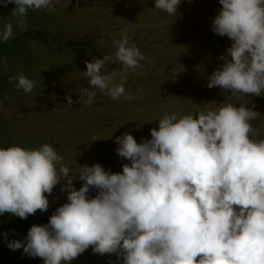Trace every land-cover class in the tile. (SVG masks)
I'll use <instances>...</instances> for the list:
<instances>
[{
    "label": "clouds",
    "instance_id": "obj_1",
    "mask_svg": "<svg viewBox=\"0 0 264 264\" xmlns=\"http://www.w3.org/2000/svg\"><path fill=\"white\" fill-rule=\"evenodd\" d=\"M180 3L181 0H154V8L176 16ZM218 3L221 7L207 36L218 48L223 63L211 72L204 88L218 87L230 95L211 108L166 114L158 121V129L151 125L153 118L147 120L151 121L147 126V121L135 122L132 129L136 133L119 127L115 151L128 161L121 172L112 173L106 167L120 170L105 164L79 166L75 177L83 184L77 190L74 179L68 178L69 166L54 146L0 147V215L27 219L37 210H48L44 222L32 224L23 237L7 241L8 233H3L6 245L1 247L0 264L35 263L26 256L12 257L11 250L17 249L29 257L41 258L43 264H70L78 256L77 263L82 264L94 254L115 255L116 262L103 260L109 264H264V133L259 135L261 140L252 138L257 133L251 122L260 114L253 110L254 106L246 107L248 95H264V0ZM9 4L14 5L11 17L21 28L29 9L54 7L53 0H0V7ZM69 30L73 46L97 47L101 40H110L116 48L91 62L83 61L81 54L67 58L44 54L34 57V53H28V57L40 58L44 64L59 58L58 68L64 75L77 70L89 78L94 90L82 88L77 103H93L96 90L113 100L121 96L135 99L124 86V71L128 69L134 78L162 85L188 78L181 69L178 74L168 71L173 77L164 70L159 79L141 78L148 65L142 61L147 57L126 32L118 38L106 36L98 40V35L91 40L90 36L102 29H93L80 39H74L76 33ZM39 32L57 41L62 39L61 30L57 32L56 28ZM20 33H14L12 22L5 23L0 28V43ZM227 39L232 43L225 53L218 45ZM181 55L183 62L198 66L196 56L190 61L186 51ZM67 63L75 67L66 71L63 65ZM0 65L6 68L7 61L0 60ZM119 66L124 71L120 82H116L109 69L116 71ZM49 68L55 72L57 84L49 93L55 95L64 89L65 81L54 67ZM171 69L177 71L175 61ZM29 77L18 74L10 79L17 82L19 92L25 96L33 90L39 96L47 95L38 90L45 77L37 84ZM252 98L257 107L264 108V97L261 101ZM65 99L69 106L74 103L70 96ZM143 133L146 139L137 143L135 138L140 139ZM61 181L67 202L49 206L45 194L50 195ZM92 189L95 192L91 197ZM90 246L93 254L86 252Z\"/></svg>",
    "mask_w": 264,
    "mask_h": 264
},
{
    "label": "rangeland",
    "instance_id": "obj_2",
    "mask_svg": "<svg viewBox=\"0 0 264 264\" xmlns=\"http://www.w3.org/2000/svg\"><path fill=\"white\" fill-rule=\"evenodd\" d=\"M53 2L54 7L51 10L29 9L22 28L16 26L14 17L5 18V12L12 11L14 5L0 7V10L4 11L0 15V27L3 23L12 22L14 33H20L28 30L29 18L48 20L53 16L59 21L66 22V28L77 35L74 39H80L93 29H102V33L96 32L93 37L90 36L91 40L96 39L98 35V40L106 36L118 38L121 32H126L131 41L150 43L151 55L157 54L156 45H162L163 50L159 56L164 59L157 58V66L167 71V68H171V62L175 61L176 69H181L188 77L176 80L171 85H162L154 80L134 78L128 72L129 69L124 71L123 67L119 66L116 71L111 69L109 71L115 74L116 82H120V74L124 71L126 93L135 96V99L125 100L121 96L113 100L96 90L93 103H77L80 90L90 88L89 78L77 70L71 75H64L58 68L59 58H55L49 60L44 68L54 67L64 79L65 87L61 92L39 96L33 90L26 96L19 92L17 100L5 98L7 104L0 106V147L4 148L3 143L6 144V148L20 146L35 149L43 144L54 146L64 163L69 166L68 178L74 179L73 184L77 190L83 184L78 176L75 177L79 166L105 164L120 170L123 164L128 163L115 151L119 146L114 142L115 138L120 136L116 133L119 127L123 131L135 132L132 129L135 122L143 123L153 118L151 125L158 129V121L166 114L172 112L188 114L201 108H211L215 106L214 104L222 103L230 95L218 87L207 90L204 88L211 72L223 63L219 59L221 54L218 48L207 36L211 29L208 27L212 25V20L221 7L218 0H181L176 16L155 10L154 0H53ZM56 31L60 32L57 28ZM59 40H62L61 37ZM108 45L111 47V44ZM185 51L190 56V61L194 56L197 57L198 66L185 59L183 62L181 53ZM178 61L182 63L179 64ZM28 69L33 73L29 78L35 84L43 80V76L35 75L33 68ZM138 89L143 90L142 94H138ZM69 96L74 101L71 106L65 99ZM247 99L249 103L246 107L254 106L253 110L260 114V117L251 122L257 133L252 138L261 140L259 135L261 132L264 133V108L257 107L251 95H248ZM103 130L105 134H102ZM63 184L61 181L50 195L45 194L50 201L49 206H62L67 202V192L61 191ZM94 192L95 189L90 190L89 196L92 197ZM47 216L48 210L45 212L37 210L27 219L19 217L17 219L28 225L26 226L28 232L31 226L43 223ZM86 252L93 254L91 246ZM94 255L98 257L89 259L86 264H109L110 261H103L107 257L112 260L111 262L117 260L115 255ZM11 256L15 259L26 256L28 260L35 262L30 264H43L41 258L29 257L21 249L15 252L11 250ZM78 260L79 256L70 264H79Z\"/></svg>",
    "mask_w": 264,
    "mask_h": 264
},
{
    "label": "trees",
    "instance_id": "obj_3",
    "mask_svg": "<svg viewBox=\"0 0 264 264\" xmlns=\"http://www.w3.org/2000/svg\"><path fill=\"white\" fill-rule=\"evenodd\" d=\"M3 12L4 11H1L0 14H3ZM9 16L11 17V11L8 10L5 18ZM52 18L49 17L48 20L43 23H32L29 21L28 28L30 31L28 33L24 32L20 34H14V38L9 39L6 43H0V60L7 61L6 68L0 65V106L7 104L8 101L5 98L9 97L12 98V100H16L18 98L19 89L16 86L17 82L15 80H11L10 78L17 76L18 74H24L27 77L32 76V71H29V67L33 68L36 74H43L45 77V80L38 89L42 95L48 94L54 89V86L57 85L55 84V72L51 71L48 66L44 68L46 64H44L42 59L28 57V53L30 52L34 53V57H39L41 54H44L45 56L64 55L65 57L69 58L73 55L81 54L83 61L91 62L93 58H102V56L106 54V50L109 52L116 51L115 46L110 40H101L97 47H94L93 45L73 46L75 41L70 39V30L65 27V22H58L53 16ZM2 27L3 26L1 25L0 28ZM49 28L60 29L63 42L57 41L55 37H50L49 35H44L39 32L40 30H49ZM133 43H135L141 53L147 57V59L142 62H146L149 65H145V72L140 75V77L153 79L161 78L164 74V69L157 66V58H160L159 55L163 50L162 45H156L157 54L151 55L149 51L150 43L138 41H134ZM231 43L232 42L227 39L224 41V43L221 42L218 46L226 53V49L231 46ZM108 44H111V47ZM18 58L19 60H16ZM65 62L67 61L65 60ZM74 67L75 66L73 64L69 63L63 65V68L66 71H69ZM166 70L167 73L168 71L176 74L179 73V70L174 71L171 68H167ZM182 76H184V74ZM168 77H173V75H169L168 73ZM20 91L23 90L20 89ZM252 96L256 100L260 101L264 97V95L259 97L254 95ZM150 122L151 121L145 122V125H149ZM139 138L140 139L135 138L137 143H140L142 140L146 139L145 135H140ZM3 142H5L4 139ZM3 146L6 148L5 143H3ZM106 169L112 173H119L122 171V166L120 171L111 167H106ZM25 227L26 225L18 221V219L11 214L0 215V253L2 252L1 250H3L1 247L6 245L3 233H8L7 241H10L13 238L23 237L26 232ZM95 257H97V255H95ZM91 258V256H88L87 260L85 259L82 264H86ZM6 259H9V256H6ZM108 259L109 257H107L106 260Z\"/></svg>",
    "mask_w": 264,
    "mask_h": 264
}]
</instances>
